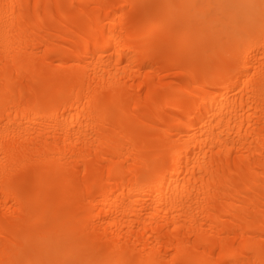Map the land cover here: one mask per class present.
I'll use <instances>...</instances> for the list:
<instances>
[{
	"label": "bare ground",
	"instance_id": "bare-ground-1",
	"mask_svg": "<svg viewBox=\"0 0 264 264\" xmlns=\"http://www.w3.org/2000/svg\"><path fill=\"white\" fill-rule=\"evenodd\" d=\"M0 264H264V0H0Z\"/></svg>",
	"mask_w": 264,
	"mask_h": 264
},
{
	"label": "rangeland",
	"instance_id": "rangeland-1",
	"mask_svg": "<svg viewBox=\"0 0 264 264\" xmlns=\"http://www.w3.org/2000/svg\"><path fill=\"white\" fill-rule=\"evenodd\" d=\"M76 6H82L80 3L78 4V5H76ZM131 17H132V15H131Z\"/></svg>",
	"mask_w": 264,
	"mask_h": 264
}]
</instances>
